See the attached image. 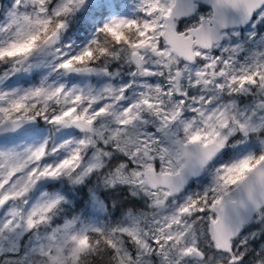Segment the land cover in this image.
I'll return each mask as SVG.
<instances>
[{
  "label": "snow or ice",
  "instance_id": "snow-or-ice-1",
  "mask_svg": "<svg viewBox=\"0 0 264 264\" xmlns=\"http://www.w3.org/2000/svg\"><path fill=\"white\" fill-rule=\"evenodd\" d=\"M0 264H264V0H0Z\"/></svg>",
  "mask_w": 264,
  "mask_h": 264
}]
</instances>
